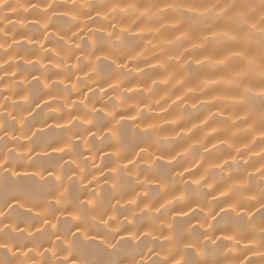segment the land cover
I'll use <instances>...</instances> for the list:
<instances>
[{
  "label": "clouds",
  "instance_id": "obj_1",
  "mask_svg": "<svg viewBox=\"0 0 264 264\" xmlns=\"http://www.w3.org/2000/svg\"><path fill=\"white\" fill-rule=\"evenodd\" d=\"M0 264H264V0H0Z\"/></svg>",
  "mask_w": 264,
  "mask_h": 264
},
{
  "label": "bare ground",
  "instance_id": "obj_2",
  "mask_svg": "<svg viewBox=\"0 0 264 264\" xmlns=\"http://www.w3.org/2000/svg\"><path fill=\"white\" fill-rule=\"evenodd\" d=\"M19 185H21V186H25V185H27V183H28V181H27V179L26 178H23V177H21V178H19V180H18V182H17ZM13 211H18V210H13ZM19 216L21 217V218H24V219H27L28 218V214H25V213H19Z\"/></svg>",
  "mask_w": 264,
  "mask_h": 264
}]
</instances>
